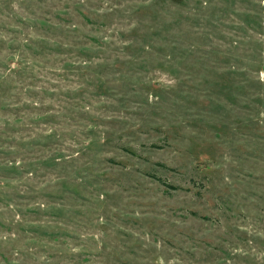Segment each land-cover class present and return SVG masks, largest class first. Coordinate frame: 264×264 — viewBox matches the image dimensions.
I'll use <instances>...</instances> for the list:
<instances>
[{"label":"rangeland","instance_id":"obj_1","mask_svg":"<svg viewBox=\"0 0 264 264\" xmlns=\"http://www.w3.org/2000/svg\"><path fill=\"white\" fill-rule=\"evenodd\" d=\"M0 264H264V0H0Z\"/></svg>","mask_w":264,"mask_h":264}]
</instances>
